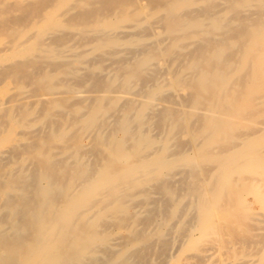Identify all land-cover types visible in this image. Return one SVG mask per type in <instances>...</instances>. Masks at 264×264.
Wrapping results in <instances>:
<instances>
[{"label":"bare ground","instance_id":"1","mask_svg":"<svg viewBox=\"0 0 264 264\" xmlns=\"http://www.w3.org/2000/svg\"><path fill=\"white\" fill-rule=\"evenodd\" d=\"M0 264H264V0H0Z\"/></svg>","mask_w":264,"mask_h":264}]
</instances>
